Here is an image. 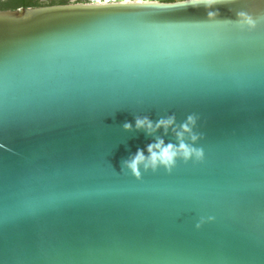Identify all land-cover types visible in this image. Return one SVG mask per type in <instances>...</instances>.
<instances>
[{
	"label": "water",
	"instance_id": "95a60500",
	"mask_svg": "<svg viewBox=\"0 0 264 264\" xmlns=\"http://www.w3.org/2000/svg\"><path fill=\"white\" fill-rule=\"evenodd\" d=\"M241 10L264 0L0 9V264H264V20L218 22ZM173 113L203 160L121 170L152 142L122 124Z\"/></svg>",
	"mask_w": 264,
	"mask_h": 264
},
{
	"label": "clouds",
	"instance_id": "9594fccd",
	"mask_svg": "<svg viewBox=\"0 0 264 264\" xmlns=\"http://www.w3.org/2000/svg\"><path fill=\"white\" fill-rule=\"evenodd\" d=\"M138 2L146 5H182L193 8L203 6L208 10L218 3H234L235 0H168V2H164V0H138ZM217 16V11H207L209 21H217ZM259 20H264V16L254 18L250 13L241 10L236 12L235 21L218 22L234 23L241 30L252 31L257 27ZM197 119L195 114H189L183 122L177 123L173 113L155 121L147 115H136L134 125L130 122H124L121 126L123 131L143 132L145 136L152 138V142L148 143L145 149H137L134 154L123 160L121 170L126 169L132 177L140 180L142 171L155 172L158 168H163L166 172H171L178 160L184 163L189 160L202 161L204 158L203 149L195 146L197 141L202 139V134L194 130ZM168 135L174 138L175 143L165 142L164 137ZM208 219L210 221L213 218L209 217ZM202 222L197 223L195 227L199 228Z\"/></svg>",
	"mask_w": 264,
	"mask_h": 264
},
{
	"label": "trees",
	"instance_id": "16d2710c",
	"mask_svg": "<svg viewBox=\"0 0 264 264\" xmlns=\"http://www.w3.org/2000/svg\"><path fill=\"white\" fill-rule=\"evenodd\" d=\"M84 1L86 0H0V9H14L17 7H34L48 4Z\"/></svg>",
	"mask_w": 264,
	"mask_h": 264
},
{
	"label": "snow or ice",
	"instance_id": "6c2138e0",
	"mask_svg": "<svg viewBox=\"0 0 264 264\" xmlns=\"http://www.w3.org/2000/svg\"><path fill=\"white\" fill-rule=\"evenodd\" d=\"M164 2H168V0H164Z\"/></svg>",
	"mask_w": 264,
	"mask_h": 264
},
{
	"label": "flooded vegetation",
	"instance_id": "af4514ba",
	"mask_svg": "<svg viewBox=\"0 0 264 264\" xmlns=\"http://www.w3.org/2000/svg\"><path fill=\"white\" fill-rule=\"evenodd\" d=\"M86 1H91V0H86Z\"/></svg>",
	"mask_w": 264,
	"mask_h": 264
}]
</instances>
